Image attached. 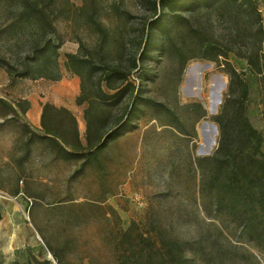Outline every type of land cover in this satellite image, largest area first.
<instances>
[{"label": "rangeland", "instance_id": "rangeland-1", "mask_svg": "<svg viewBox=\"0 0 264 264\" xmlns=\"http://www.w3.org/2000/svg\"><path fill=\"white\" fill-rule=\"evenodd\" d=\"M33 1L54 30L42 17L11 27L9 0H0V58L14 73L28 67L27 77H9L0 67V264H115L132 225L131 234L160 231L189 242L195 264H264V253L214 217L199 193L196 166L216 148L212 118L229 67L247 83L245 114L262 136L264 159L260 86L247 63L264 55V0H197L176 12V22L165 12L151 31L141 79L132 65L157 0ZM218 51L224 56L215 57ZM69 54L78 60L68 62ZM114 69L125 80L112 84L131 83L152 104H138L128 130L95 158L52 162L26 127L22 97L59 91L42 74L77 72L95 137L130 103L129 91L112 103L101 100Z\"/></svg>", "mask_w": 264, "mask_h": 264}, {"label": "trees", "instance_id": "trees-1", "mask_svg": "<svg viewBox=\"0 0 264 264\" xmlns=\"http://www.w3.org/2000/svg\"><path fill=\"white\" fill-rule=\"evenodd\" d=\"M197 0H157L154 4V16L147 23L142 38V44L137 58L133 61L132 67L138 68V78L146 76L139 65L149 59V44L152 29L162 25L167 19L168 12L173 22L178 18L176 12L189 3L191 8ZM210 0H201L207 3ZM221 2V0H213ZM237 0H235L236 2ZM251 2V0H245ZM8 14L10 15V26H20L29 23L34 17L43 18L47 28L53 29L52 21L45 14L38 4L33 0H9ZM34 37V36H33ZM47 41L40 51H48ZM36 50V49H34ZM40 52V53H41ZM215 57L224 53L215 52ZM68 62L77 61L75 55H67ZM247 63L252 73L258 77L260 86V103L262 105V120L264 122V55L247 57ZM0 67L6 70L9 77H27L28 67L22 72L14 73V69L4 59L0 58ZM69 69V63L67 64ZM229 82L227 91L218 113L212 118L218 129L217 145L209 156L196 159V166L200 172L199 193L207 206L212 209L214 217L224 227L233 226L238 231V236L255 245L264 253V159L261 150L262 136L251 125L246 110L248 87L241 74L234 69L228 68ZM75 75H79L74 72ZM142 73V74H141ZM49 80L58 81L61 77H51L42 74ZM105 82L110 93H102L101 100L104 103H112L122 94L131 92L129 106L123 118L115 121L111 128L100 130L95 137L89 134V122L85 119L90 101L79 95L76 99L78 105L85 104L84 120L86 131L84 145H81L76 124L69 126L68 137L64 129L59 125L57 119L55 125L50 128L44 127V133L57 137L64 143L69 142L75 149L76 157L95 158L96 153L104 150L108 143L122 135L128 130V122L134 115L138 104L151 105L152 102L140 96L138 89H134L131 83L114 85L113 81L123 82L125 74L114 69L106 73ZM0 102L4 103L2 99ZM51 105L43 106V113ZM26 105L22 109L23 113ZM43 116V115H42ZM204 114H201L203 117ZM79 151L80 154L78 153ZM91 159V158H90ZM1 219V215H0ZM132 225L122 234L121 252L116 257L115 264H195V257L190 254L191 244L187 241H180L173 237H167L164 232L144 233L137 230L131 234Z\"/></svg>", "mask_w": 264, "mask_h": 264}, {"label": "crops", "instance_id": "crops-1", "mask_svg": "<svg viewBox=\"0 0 264 264\" xmlns=\"http://www.w3.org/2000/svg\"><path fill=\"white\" fill-rule=\"evenodd\" d=\"M56 82L59 91H53L49 87L46 93H41L42 97L34 92L22 97L26 100L24 102L26 104L24 119L28 131L34 133L35 145L37 144L41 148L42 154L50 156L52 162L73 163L76 149L68 141L64 143L57 137L45 134L44 127L50 128L56 124L59 118V125L64 129L62 132L68 137L69 126L76 124L80 143L84 145L83 135L86 130L84 110L86 107L84 104L76 103V99L80 95V80L77 75H64ZM45 104L51 105L52 108L43 113ZM80 152L78 153L80 154Z\"/></svg>", "mask_w": 264, "mask_h": 264}]
</instances>
